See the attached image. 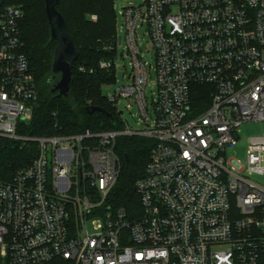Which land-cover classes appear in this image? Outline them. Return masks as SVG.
<instances>
[{
	"label": "built area",
	"instance_id": "obj_1",
	"mask_svg": "<svg viewBox=\"0 0 264 264\" xmlns=\"http://www.w3.org/2000/svg\"><path fill=\"white\" fill-rule=\"evenodd\" d=\"M115 10L132 71L124 68L128 82L109 101L118 112L119 101L136 108L143 129L123 122L121 131L29 138L18 130L32 121L39 89L24 53L25 13L0 0V138L38 144L30 167L0 180V264H264L256 179L264 133L249 139L245 163L228 155L243 125L264 123V0H145ZM123 136L155 142L131 211L109 202Z\"/></svg>",
	"mask_w": 264,
	"mask_h": 264
},
{
	"label": "trees",
	"instance_id": "obj_2",
	"mask_svg": "<svg viewBox=\"0 0 264 264\" xmlns=\"http://www.w3.org/2000/svg\"><path fill=\"white\" fill-rule=\"evenodd\" d=\"M24 5L21 24L24 53L35 71L39 99L32 121L20 126L18 134L29 138L80 135L123 130L121 113L104 96L103 88L115 81V67L101 69V62H114L117 44V0H59L58 11L64 17L68 31L79 50L73 68V82L67 97L52 91L49 83L57 42L51 39L44 0H5ZM97 16L96 21L86 18ZM54 45V48H53ZM84 68V72L80 71ZM60 77H57L59 80ZM99 107L100 112L88 113ZM206 106L199 109L202 111ZM155 142L141 137H119L115 153L120 161V175L110 195L114 207L138 208L136 182L144 176ZM38 155V144L0 138V180L9 182L23 169L32 165Z\"/></svg>",
	"mask_w": 264,
	"mask_h": 264
},
{
	"label": "rangeland",
	"instance_id": "obj_3",
	"mask_svg": "<svg viewBox=\"0 0 264 264\" xmlns=\"http://www.w3.org/2000/svg\"><path fill=\"white\" fill-rule=\"evenodd\" d=\"M144 1L145 0H117L115 2V5H116V8L118 9L120 5L124 3L139 6L143 4ZM14 4L24 8V5L22 4H19V3H14ZM86 18H88L90 21L97 20V16L95 15H88ZM122 25H123V19L122 17L118 16L116 13V29L120 27V31L118 32V34L123 36V41L118 43L116 57L114 58L115 81L110 85L108 84L104 86L103 88L104 96L107 98H112L115 95V92L117 91V89L123 84L128 82V76L124 75V68L127 67L129 72L132 71V68L130 65L131 60L126 51L127 50L126 38L121 33ZM137 34H138V38H140V42L144 41L147 37L146 28L140 26L137 29ZM141 46H142V43H141ZM53 48H54V45H53ZM143 58L145 59V62H147V67L149 70L146 96H147L149 104H151L152 99L156 94V87H155L156 86V74L153 70H150V67L155 62V50L150 43H147L145 46ZM118 109L120 112H123V114L121 115L123 122L125 123L128 122L129 126L133 128L135 131H141L143 129V124H142L143 122L136 108L128 110L126 109L124 102L119 101ZM239 131L240 132H239L238 145L235 146L233 149H231L228 152V155L233 157L235 160L240 161L243 164L245 163L246 158H247L246 152H247L249 139L252 137L260 136L264 133V123L263 122L247 123L243 125ZM256 179L260 181L261 183H264V177L256 178ZM109 202L112 203L110 199H109ZM128 211H131V210L129 209Z\"/></svg>",
	"mask_w": 264,
	"mask_h": 264
},
{
	"label": "water",
	"instance_id": "obj_4",
	"mask_svg": "<svg viewBox=\"0 0 264 264\" xmlns=\"http://www.w3.org/2000/svg\"><path fill=\"white\" fill-rule=\"evenodd\" d=\"M44 2L51 39L57 42L49 83L54 84L52 89L54 93H58L60 97H67L73 82V68L80 53L68 31L64 17L57 9L59 0H44ZM58 76L59 80H57ZM87 111L89 114L100 112L111 117L107 111L99 107H90Z\"/></svg>",
	"mask_w": 264,
	"mask_h": 264
}]
</instances>
